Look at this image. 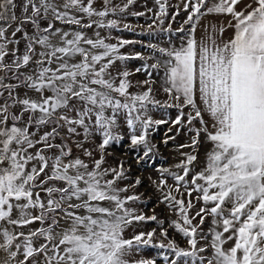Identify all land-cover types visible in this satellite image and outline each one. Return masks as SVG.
<instances>
[{
	"label": "snow or ice",
	"instance_id": "snow-or-ice-1",
	"mask_svg": "<svg viewBox=\"0 0 264 264\" xmlns=\"http://www.w3.org/2000/svg\"><path fill=\"white\" fill-rule=\"evenodd\" d=\"M95 2L0 0V264H157L155 258L133 259L150 247L174 255L170 260L162 253L165 264L181 259L183 264H264V0H248L240 10L242 0H181L171 17L175 21L181 9L187 14L175 29L180 43L147 45L154 50L147 59L155 62L135 69L148 77L136 82L144 89L139 92L129 91L133 73L116 68L118 61L145 59L121 52L137 42L116 38L112 43L99 31L118 29V20L106 18L136 0L122 6L102 0L100 10ZM155 4L150 30L169 16L168 0ZM207 15L231 19L218 27L205 25V35L197 39L199 22ZM93 26L89 36L85 30ZM228 28L233 34L223 39ZM166 31H172L171 24ZM161 69L162 91L168 96L163 103L152 88L153 71ZM149 105L176 108L173 126H184L186 117L194 135L190 145L180 147L197 146L201 133L212 145L206 166L190 182L189 166L197 160L191 153L175 166L182 174L162 170L175 186L163 178L153 181L162 192L160 203L177 216L169 227L186 238L187 247L168 238L154 210L145 215L128 206L140 200L127 193L141 180L121 187L119 182L128 178L122 161L104 167L106 148L122 139L117 131L121 116L130 147L142 146L143 157L153 152L149 130L167 121L153 120ZM81 134L85 142L100 137L99 159L91 166L72 158L68 141ZM76 146L83 148V143ZM83 152L93 155L86 148ZM181 187L188 197L200 193L196 199L203 206L193 216L192 199L186 203L173 194L183 196ZM208 216L212 227L203 234ZM197 217L199 223L193 224ZM37 222L39 227H30ZM148 222L160 226L159 236L167 244L153 242L155 228L125 237L134 224ZM200 240L207 243L198 247ZM230 240L233 245L225 248Z\"/></svg>",
	"mask_w": 264,
	"mask_h": 264
},
{
	"label": "rangeland",
	"instance_id": "rangeland-1",
	"mask_svg": "<svg viewBox=\"0 0 264 264\" xmlns=\"http://www.w3.org/2000/svg\"><path fill=\"white\" fill-rule=\"evenodd\" d=\"M181 0H168L169 8V16L165 18V22L159 28L153 25V29H149L148 25L153 24V20L155 19V13L158 11V5L155 4V0H136L133 5H130L129 8L124 12L117 11L115 14H109L106 19H116L119 21L118 29H99L102 37L110 36L112 39L109 42L115 43L116 38L126 39L136 41L137 43L126 45L121 49V52L130 57H135L136 53H140L145 59H137L130 58L123 62H117L116 68L119 69L121 67H126L130 72L133 73L129 77V79L133 83V87L129 89L130 92H139L143 91V88L137 87V81H143L148 79L147 74L143 71L135 72V69L138 67H142V65L147 62L148 64L154 63V59H147L150 56L154 55V50L147 47L149 44H156L160 47H170L171 45H178L180 41L177 37L180 35L175 32V29L179 28L183 21L186 19V13L181 9L180 15L177 16L176 20L173 21L171 19L172 15L176 12L175 5L179 4ZM126 3V0H112V5H123ZM102 0H96L94 7L98 10L101 9ZM151 9V11H148ZM144 13L142 16L132 15V13ZM19 14V11L17 10ZM82 15V14H79ZM86 20V18H85ZM129 24L132 26L131 29H124L123 25ZM169 24H171L172 31H166ZM58 27H62V25L57 24ZM67 27V26H63ZM75 27V26H73ZM187 28L188 26L185 25ZM161 29H165L162 31ZM28 30H31V26H28ZM95 30V26L90 29H86L85 31L89 36H93V32ZM10 36V32H9ZM19 36V34H17ZM171 41V45H170ZM12 45H9L11 48ZM21 49L23 48V43L19 46ZM158 56V53H155ZM163 76V70L159 71V74L156 71H153L152 80L155 81L152 84L153 95L155 98L162 103L168 100L167 94L162 91L161 87V78ZM186 113L188 109L184 110ZM148 114L151 115L153 120H165L167 123L161 124L158 126H154L149 130V143L151 145H155L153 152L150 153L148 157H143V148L142 146L136 149H132L130 147L129 141V131L124 123L123 116H121L118 120L119 128L117 131L120 133L122 139L119 141H115L105 150V165L104 167H116L119 162L124 163L127 179L119 182L120 186L123 187L125 185H129L134 183V181L139 178L141 180V184L134 188H130L127 194H138L140 195V200L137 202H130L129 207L135 208L138 212H143L145 215H152L153 210L157 215L158 220H163V227L168 229V238L174 240L181 247H187V240L181 234H179L174 228L169 227L170 221L177 219L175 213L171 212L165 203H160L162 199V192L156 188L153 184V181H159L161 178L167 180V184L170 186H175V181L171 176L167 173H163V169H168L171 172H176L178 174H182V170L176 168L175 166L179 164L181 161L185 159L186 153H191L197 156V160L190 165V173L186 178L189 182L191 181L192 176L201 171L206 166L207 153L211 150V143L208 142L205 138V135L201 133L199 138V144L195 147H180L181 145H190L194 132L189 130V126L186 124V117L184 126L176 125L173 126L171 123L175 120L178 115V110L176 108H162L159 106L153 107L151 105L148 106ZM207 119V117H205ZM195 127H199L198 123H195ZM171 128V131H169ZM78 131H80L78 129ZM174 137V139H168V137ZM168 140L167 143L164 141ZM57 143L60 141L57 140ZM77 142L83 143V148L89 149L92 151V157H88L84 155L83 148H78L76 146ZM100 142L99 135H93L88 141H83V135L79 137H74L72 140L68 141L69 147L72 149V158L79 157L83 159L86 163H89L91 166V162L93 159H99V152L96 151V146ZM51 155L50 152L46 153ZM199 183H203V181H199ZM167 191V189H165ZM181 193L177 194L173 192L174 195H177V198L185 199L187 203L188 199H192L195 207L190 211L189 215H195V212L203 206L202 200H197L196 197L200 195L198 192H193L191 197L187 196V192L183 187H181ZM45 194L41 192V196L43 197ZM211 216L206 217L204 224L201 226L202 233L208 234L211 224ZM199 223V217H197L193 224ZM39 223L31 225L32 228L39 227ZM157 230V236L154 238V243L163 240L165 244H167V240H164L163 237L159 236L160 226L156 222H148L143 224H134L133 227L129 228L125 232V237L130 238L134 232L149 231L152 229ZM27 231V229H23ZM222 230V229H221ZM229 233H225V236H228ZM199 239V237H198ZM207 242L205 240H200L198 247L205 245ZM234 241H228L224 247L230 248L233 245ZM162 253L169 254L167 250H161L156 247L145 248L139 255H135L133 259H141V258H155L157 264H165L162 259ZM210 253V250H209ZM205 253V255L209 254ZM173 254H169V259H174ZM178 264H183L182 259L178 261Z\"/></svg>",
	"mask_w": 264,
	"mask_h": 264
},
{
	"label": "crops",
	"instance_id": "crops-1",
	"mask_svg": "<svg viewBox=\"0 0 264 264\" xmlns=\"http://www.w3.org/2000/svg\"><path fill=\"white\" fill-rule=\"evenodd\" d=\"M248 0H242L240 4L237 5V10H240L244 7L245 3H247ZM231 19L230 16L225 15H207L204 16L197 27L196 36L197 39L201 38L203 35H205L204 28L205 25L211 26L212 24H216L217 27L221 24H227V22ZM233 32L231 28H228L226 32L223 34V39H228L232 36Z\"/></svg>",
	"mask_w": 264,
	"mask_h": 264
}]
</instances>
